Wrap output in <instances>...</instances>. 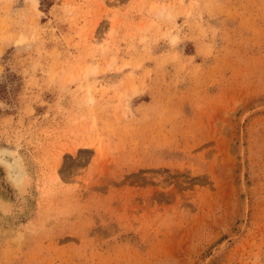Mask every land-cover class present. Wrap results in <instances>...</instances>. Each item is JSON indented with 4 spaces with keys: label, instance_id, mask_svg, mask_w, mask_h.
I'll return each mask as SVG.
<instances>
[{
    "label": "rangeland",
    "instance_id": "obj_1",
    "mask_svg": "<svg viewBox=\"0 0 264 264\" xmlns=\"http://www.w3.org/2000/svg\"><path fill=\"white\" fill-rule=\"evenodd\" d=\"M0 147V264H264V0H0Z\"/></svg>",
    "mask_w": 264,
    "mask_h": 264
},
{
    "label": "bare ground",
    "instance_id": "obj_2",
    "mask_svg": "<svg viewBox=\"0 0 264 264\" xmlns=\"http://www.w3.org/2000/svg\"><path fill=\"white\" fill-rule=\"evenodd\" d=\"M90 91L91 86L88 88V94ZM0 167L5 172V180L7 184L11 186L14 192H18V194L22 196L30 192L33 176L31 174L32 171H30L31 168L29 169L27 159L24 155L18 154L11 148L0 147ZM8 210H10V200H6L1 196L0 211L4 213Z\"/></svg>",
    "mask_w": 264,
    "mask_h": 264
}]
</instances>
